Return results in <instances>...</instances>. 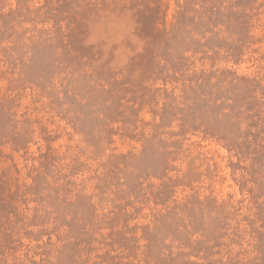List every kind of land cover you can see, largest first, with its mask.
Listing matches in <instances>:
<instances>
[{
  "label": "rangeland",
  "instance_id": "1",
  "mask_svg": "<svg viewBox=\"0 0 264 264\" xmlns=\"http://www.w3.org/2000/svg\"><path fill=\"white\" fill-rule=\"evenodd\" d=\"M0 264H264V0H0Z\"/></svg>",
  "mask_w": 264,
  "mask_h": 264
}]
</instances>
